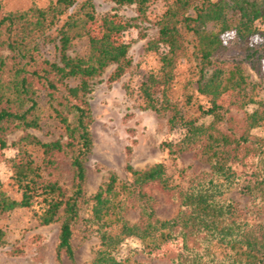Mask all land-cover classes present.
<instances>
[{
	"label": "trees",
	"instance_id": "1",
	"mask_svg": "<svg viewBox=\"0 0 264 264\" xmlns=\"http://www.w3.org/2000/svg\"><path fill=\"white\" fill-rule=\"evenodd\" d=\"M113 1L136 4L137 17L147 18L153 0ZM95 21L101 36L90 32L89 24ZM258 22L264 23V0H167L156 20L159 34L146 47L157 54L159 65L139 87V107L168 114L171 128L185 127L180 141H164L162 147L173 160L198 148L213 177L184 186L170 169L171 158L142 169L128 164L131 181L113 173L88 199L87 161L94 148L89 95L94 80L108 67L113 66L109 82L130 70L131 45L117 41L115 35L133 25L110 14L98 17L95 0H49L45 6L19 9H7L0 0V147L7 146L10 133L23 132L13 142L19 157L11 160V178L21 196L12 197L0 188V213L29 208L41 224H50L63 211L56 246L60 261L66 254L75 262L76 226L82 205L91 200V214L83 220L97 232L100 247L90 264H153L115 255L132 236L141 239L146 251L181 237L182 249L164 256L169 257L168 264H264V221H249L236 201L221 196L225 188L237 185L257 209L264 208V137L251 133L264 122V100L256 98L257 83L250 81L245 69L249 63L261 70L264 43L250 44L260 31ZM229 30L236 31L242 55L225 54L222 35ZM82 40L86 45L72 53ZM184 59L191 63L193 75L174 95L178 66ZM230 90L238 97L237 104L253 102L258 107L243 117L232 115L220 102ZM46 112L64 131L49 141L28 131L41 124ZM207 115L213 116L212 121L199 123ZM243 146L257 156L252 183L238 181L232 167ZM61 152L70 156L71 190L49 169L56 167L55 155ZM153 182L177 194L180 209L174 217L156 215V200L145 188ZM129 208H139V222L125 218ZM6 242V230L0 225V247Z\"/></svg>",
	"mask_w": 264,
	"mask_h": 264
},
{
	"label": "rangeland",
	"instance_id": "2",
	"mask_svg": "<svg viewBox=\"0 0 264 264\" xmlns=\"http://www.w3.org/2000/svg\"><path fill=\"white\" fill-rule=\"evenodd\" d=\"M7 9L27 8L32 4L45 6L49 0H3ZM167 0H153L148 7L147 18L137 17L136 4L118 5L113 0H95L98 17L110 14L119 22L129 20L133 26L115 35L117 41L130 43V55L133 65L130 70L115 82H109L108 77L113 66L97 77L89 95L94 120L91 131L94 139V148L87 161V180L85 189L88 199L98 191L110 177L117 173L125 180H132L127 169L131 164L135 168H147L159 161L171 158L168 150L162 147L164 141L178 142L186 134L185 127H170L168 114H159L152 109L139 107V87L148 73L159 65L157 54L146 49L147 43L158 36L159 27L156 23L159 15L165 10ZM260 31L250 38L251 45L264 43V23L258 22ZM89 29L92 35L101 36L102 30L99 21L91 22ZM226 55H242V46L237 42L236 31L229 30L222 35ZM86 45L80 41L72 53L79 51ZM246 72L250 81L257 83L256 98L264 100V58L261 70L258 71L249 63H245ZM193 75L191 63L184 59L178 66L177 83L172 90L174 95L181 92V84ZM236 96L230 90L224 93L220 102L231 109V114L243 117L246 112L258 107L257 103L249 102L241 106L236 102ZM213 116L207 115L199 119V123L208 124ZM43 141L56 139L63 134V128L47 112L41 124L28 130ZM255 136L264 137V122L261 126L251 130ZM22 131L16 130L7 137L6 147H0V188L15 198L21 196V191L11 178V160L19 157V150L14 146ZM129 147L131 150L129 151ZM37 154V152H36ZM56 167H50L52 177L71 190L73 173L70 167V156L61 152L55 155ZM257 156L253 151L241 147L238 158L232 163L236 178L240 182L252 183L255 181ZM170 169L174 177L188 186L191 180L210 179L213 177L207 161L202 157L198 148L178 154L176 160L171 158ZM185 169L184 175L180 170ZM237 185L224 189L222 198L233 199L238 203L243 216L253 223L264 221V208L257 209L252 200L241 193ZM156 200V215L161 219L174 217L180 209V200L174 192L161 188L156 183L145 186ZM92 201L82 205L81 220L76 226L73 244L75 247V262L66 254L62 261L57 258L56 246L59 240L63 211L59 219L50 224H41L33 209L16 208L0 213V225L6 230V244L0 247V264H90L100 247L97 232L85 225L84 218L91 214ZM125 218L136 223L140 221L139 208H129ZM183 247L181 237L170 239L160 247L144 250L143 243L138 237H129L116 249L115 255L119 259L131 258V261L143 260L146 263L168 264L169 257L176 254Z\"/></svg>",
	"mask_w": 264,
	"mask_h": 264
}]
</instances>
